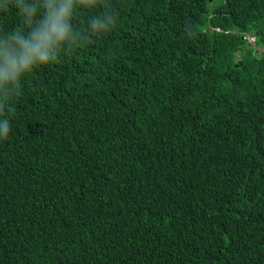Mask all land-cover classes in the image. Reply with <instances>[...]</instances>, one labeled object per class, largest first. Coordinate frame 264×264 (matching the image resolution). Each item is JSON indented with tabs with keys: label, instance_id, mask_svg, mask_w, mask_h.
Listing matches in <instances>:
<instances>
[{
	"label": "trees",
	"instance_id": "1",
	"mask_svg": "<svg viewBox=\"0 0 264 264\" xmlns=\"http://www.w3.org/2000/svg\"><path fill=\"white\" fill-rule=\"evenodd\" d=\"M22 28L0 10V53ZM70 28L0 86V264H264V0L74 2Z\"/></svg>",
	"mask_w": 264,
	"mask_h": 264
},
{
	"label": "clouds",
	"instance_id": "2",
	"mask_svg": "<svg viewBox=\"0 0 264 264\" xmlns=\"http://www.w3.org/2000/svg\"><path fill=\"white\" fill-rule=\"evenodd\" d=\"M13 2L18 8L22 23L27 24L31 30L28 31L25 28L13 30L12 44L0 53V86L18 83L34 71L54 62L56 57L52 53L57 52L70 38L74 2L87 6L90 0H59L57 6H53L52 0H47V15L35 28H31V24L32 18L37 14L38 0H34L31 5L24 3V0H7L0 10L6 13ZM38 6L40 9L45 8L42 3ZM108 20L111 22L110 17ZM92 27L94 30H103L107 25L98 19L93 21ZM248 36L254 39V43L248 41ZM244 38L255 47L259 34L255 36V34L245 32ZM0 116H3L2 110H0ZM9 131V120L5 117L0 120V138H7Z\"/></svg>",
	"mask_w": 264,
	"mask_h": 264
},
{
	"label": "built area",
	"instance_id": "3",
	"mask_svg": "<svg viewBox=\"0 0 264 264\" xmlns=\"http://www.w3.org/2000/svg\"><path fill=\"white\" fill-rule=\"evenodd\" d=\"M247 38L250 43H254V39H252L251 36H248Z\"/></svg>",
	"mask_w": 264,
	"mask_h": 264
},
{
	"label": "rangeland",
	"instance_id": "4",
	"mask_svg": "<svg viewBox=\"0 0 264 264\" xmlns=\"http://www.w3.org/2000/svg\"><path fill=\"white\" fill-rule=\"evenodd\" d=\"M257 50L260 51L261 53H264V49L261 47H259Z\"/></svg>",
	"mask_w": 264,
	"mask_h": 264
},
{
	"label": "water",
	"instance_id": "5",
	"mask_svg": "<svg viewBox=\"0 0 264 264\" xmlns=\"http://www.w3.org/2000/svg\"><path fill=\"white\" fill-rule=\"evenodd\" d=\"M209 1H211V0H209ZM255 36H258V33L257 32L255 33ZM237 65H240V64H237Z\"/></svg>",
	"mask_w": 264,
	"mask_h": 264
}]
</instances>
